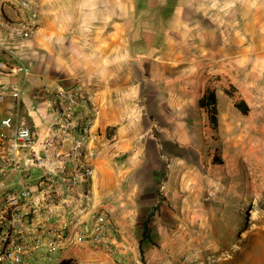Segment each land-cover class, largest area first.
<instances>
[{"label": "crops", "instance_id": "1", "mask_svg": "<svg viewBox=\"0 0 264 264\" xmlns=\"http://www.w3.org/2000/svg\"><path fill=\"white\" fill-rule=\"evenodd\" d=\"M35 1L42 23L34 40L25 46L0 34L7 51L0 53H25L31 67L26 80L1 79L22 84L25 92L0 104V120L31 124L39 149L56 96L36 88L80 82L98 108L94 118L81 108L95 132L87 147V154L95 152L88 155L93 202L114 223H136V210L148 206L143 194L162 177L146 166L162 164L164 144L172 153L180 148L161 130L209 120L199 104L209 91L218 97L219 112L230 87L241 99L264 97V0ZM4 11L16 16L9 7ZM19 187L17 174L0 172V188ZM124 194L129 212L120 210L126 202L116 204Z\"/></svg>", "mask_w": 264, "mask_h": 264}, {"label": "rangeland", "instance_id": "2", "mask_svg": "<svg viewBox=\"0 0 264 264\" xmlns=\"http://www.w3.org/2000/svg\"><path fill=\"white\" fill-rule=\"evenodd\" d=\"M241 102L249 106L247 114L237 108ZM219 115L218 129L207 120L195 128L161 130L166 142L181 146L172 153L164 144L162 164L152 160L146 166L162 177L153 192L143 194L148 206L136 210V223L112 221L103 246L70 248L63 261L264 264V97L241 99L230 87ZM41 173L33 168L32 178ZM127 202L124 194L116 204L129 212ZM146 218L150 240H142ZM43 261L57 264L58 256Z\"/></svg>", "mask_w": 264, "mask_h": 264}, {"label": "built area", "instance_id": "3", "mask_svg": "<svg viewBox=\"0 0 264 264\" xmlns=\"http://www.w3.org/2000/svg\"><path fill=\"white\" fill-rule=\"evenodd\" d=\"M16 13L7 16L4 8ZM42 10L35 0H0V34L5 39L19 38L26 43L37 35ZM0 52H7L6 49ZM0 53V81L4 76L27 79L31 67L25 53L10 57ZM37 92L52 93L50 127L36 149L37 133L29 123L12 117L0 120V172L18 175L20 187L0 188V264H44L73 247L98 248L108 240L113 222L94 205L90 182L93 166L87 147L94 138L92 118L98 113L90 95L80 82L69 86L45 85ZM22 84H0V104L8 97L21 100ZM92 118L84 117L81 108ZM79 131L78 135L75 132ZM67 149L64 147L68 146ZM28 150V151H25ZM22 151H25L24 154ZM33 168L42 171L32 178Z\"/></svg>", "mask_w": 264, "mask_h": 264}, {"label": "trees", "instance_id": "4", "mask_svg": "<svg viewBox=\"0 0 264 264\" xmlns=\"http://www.w3.org/2000/svg\"><path fill=\"white\" fill-rule=\"evenodd\" d=\"M200 107L205 109L208 114L209 120L214 129L219 127V108H218V97L214 91H209L201 100ZM237 108L243 113L247 114L250 111L249 106L246 102L237 103ZM149 215H152V211ZM142 240H150L148 232V218H146V224L142 233ZM142 249V248H141ZM69 262L64 260L60 264H68Z\"/></svg>", "mask_w": 264, "mask_h": 264}, {"label": "bare ground", "instance_id": "5", "mask_svg": "<svg viewBox=\"0 0 264 264\" xmlns=\"http://www.w3.org/2000/svg\"><path fill=\"white\" fill-rule=\"evenodd\" d=\"M213 248V247H212ZM257 262V261H256Z\"/></svg>", "mask_w": 264, "mask_h": 264}]
</instances>
